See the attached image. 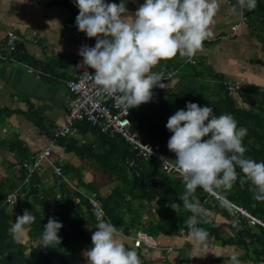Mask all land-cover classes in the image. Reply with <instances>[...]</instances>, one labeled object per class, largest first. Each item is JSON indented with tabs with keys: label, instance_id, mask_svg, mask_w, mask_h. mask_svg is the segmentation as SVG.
Returning <instances> with one entry per match:
<instances>
[{
	"label": "trees",
	"instance_id": "obj_1",
	"mask_svg": "<svg viewBox=\"0 0 264 264\" xmlns=\"http://www.w3.org/2000/svg\"><path fill=\"white\" fill-rule=\"evenodd\" d=\"M262 5L264 0H256L255 7ZM248 9L246 7L247 16L258 12L254 8ZM14 55L19 59L21 52L17 49ZM175 58L164 60L169 64L166 63L157 73L177 69L175 77L161 80V83L165 86L172 80L177 82L170 88H154L153 93L158 97L151 105L132 108L131 130H139L147 141L168 142L172 135L166 128L169 117L179 109L186 110L187 103L193 102L201 107H213L217 115L232 114L238 126L247 129L243 140L247 155L258 162L264 161V105L249 102L245 91L230 95L228 80L215 77L207 65L197 64V56L191 58L194 63L188 58L180 57L179 61ZM77 126L80 135L91 133L95 139L83 142L71 135L59 143L66 144V150L75 152L81 160L94 161V166L107 173L110 181L117 182V185L107 195H102L97 186L85 183L81 170L70 163L61 166L63 177L55 173L49 175L42 164L26 181L30 170L25 163L30 156L21 140L12 141L10 148L18 152L20 168L9 186L0 185V264H73L81 248L82 226L100 220L111 221L118 229H141L155 239L161 235L181 237L188 234L185 221L192 213L183 209L179 199L183 185L178 174H167L156 160L145 161L137 157L131 145L120 135L102 133L86 120ZM171 153L175 160V154ZM133 159L135 165L131 167L129 162ZM69 177H77L79 186L87 190V194L73 191L68 185ZM11 192L17 193L15 205L6 202ZM22 195L25 197L23 202L20 201ZM195 197L206 209L199 217L197 227L208 230L207 242L220 247L236 246L245 252L239 257L241 261L264 264V227L252 224L234 207L244 208L264 222V202L253 199L248 184L237 182L231 189L214 194L197 189ZM91 198L102 203L100 218L93 213ZM51 201L55 204L49 206ZM172 203L181 207L175 211ZM25 210L36 217L34 223L25 226L29 227V240L40 242L38 247L30 248L10 231L16 218ZM53 217L63 224L59 232L61 243L45 247L43 225ZM176 264L183 263L178 261Z\"/></svg>",
	"mask_w": 264,
	"mask_h": 264
},
{
	"label": "clouds",
	"instance_id": "obj_2",
	"mask_svg": "<svg viewBox=\"0 0 264 264\" xmlns=\"http://www.w3.org/2000/svg\"><path fill=\"white\" fill-rule=\"evenodd\" d=\"M249 9L256 0H239ZM79 9L76 27L94 47L79 50L83 65L94 70L90 75L94 86L117 100L127 111L153 99V89L164 88L161 74L153 71L161 61L177 56L191 60L204 42L213 36L212 25L220 11L219 0H146L135 13L127 0L119 4L105 0H75ZM166 128L172 133L167 146L175 160L161 157L162 168L171 167L179 175L183 192L179 199L183 209L192 213L185 221L190 238L207 246L210 233L197 227L206 212L195 197L197 189L209 193L231 189L237 182L248 184L253 199L264 202V161L247 155L243 143L247 129L238 126L230 113H215L213 107L188 102L185 109L169 117ZM221 203H224L222 200ZM177 211L181 205L172 203ZM36 217L25 210L10 228L20 232ZM63 224L49 218L43 225V246L60 244ZM92 232V247L83 255L88 264H141L135 249L122 242L121 233L111 222L100 220ZM232 264H239L237 256Z\"/></svg>",
	"mask_w": 264,
	"mask_h": 264
},
{
	"label": "crops",
	"instance_id": "obj_3",
	"mask_svg": "<svg viewBox=\"0 0 264 264\" xmlns=\"http://www.w3.org/2000/svg\"><path fill=\"white\" fill-rule=\"evenodd\" d=\"M105 2L119 4L121 0ZM145 2L127 0V7L134 14ZM219 3L220 11L211 27L213 36L195 55L197 64L207 65L215 77L243 85L247 88L249 102L264 105V5L254 7L258 12L248 16L247 25L233 31L232 27L241 18L238 2L219 0ZM78 14L79 9L65 0H0V52L8 53L9 32L15 33L17 49L21 52L18 62L0 61V119H5L0 123V185L9 186L11 179L19 174L18 152L11 150L12 141L21 140L27 155L35 156L49 145L54 130L66 120L70 95L67 82L74 77L79 50L83 45L96 44L95 39L69 26L76 24ZM175 60L179 61L180 57ZM166 63L161 61L153 71L157 73ZM176 82L172 80L164 87H173ZM73 136L83 142L95 139L91 133L82 136L76 132ZM66 146L58 141L51 157L42 162L49 175L54 174L49 168L50 162L60 166L70 163L81 170L82 180L97 186L102 195H107L117 185L110 181L107 173L94 166V161L81 160L75 152L67 151ZM67 179L73 191L87 194V190L79 186L77 177ZM24 199L22 195L20 201ZM54 204L51 201L49 206ZM95 226H82L81 248L73 264H88L83 253L92 247ZM28 230L29 227L24 226L16 237L30 248L38 247L40 242L29 240ZM118 230L125 246L137 251L141 264H176L178 261L183 264H232L233 256H237L239 264H255L241 261L239 257L245 252L236 246L232 253H227L223 248L228 246L222 250L209 242L204 246L188 234L181 237L161 235L155 239L157 246L136 248V230Z\"/></svg>",
	"mask_w": 264,
	"mask_h": 264
},
{
	"label": "built area",
	"instance_id": "obj_4",
	"mask_svg": "<svg viewBox=\"0 0 264 264\" xmlns=\"http://www.w3.org/2000/svg\"><path fill=\"white\" fill-rule=\"evenodd\" d=\"M65 1L78 9V7L75 6V0ZM237 2L241 18L239 22L232 27L233 31H237L239 27L247 25L248 23L246 7L242 6L239 0H237ZM69 26L74 29L77 28L76 24H70ZM6 44L8 53L5 54L0 52V61L18 62L17 57L14 55L17 51V39L14 32H9L7 34ZM88 46L94 47L95 45L89 44ZM190 62L194 63L195 60H191ZM32 70L33 69L29 71L32 72ZM85 72L94 74V70L83 65L82 57L79 56L74 63V77L67 82L70 95L67 102L66 120L63 125L54 130L49 145L37 155L31 156L30 160L25 163V166L30 170V174L28 178H26V181H28L30 175L42 165L44 160L51 157L59 140L78 132L77 124L83 120L89 122L93 127L98 128L102 133L120 135L131 145L137 157H140L145 161L156 160L160 163V167L164 172L167 174H177L171 167L168 169L162 168L161 157L173 160L171 156L172 153L167 146L168 142L147 141L139 130H131L133 117L132 108L127 111L121 104H119L117 100L118 94L110 95L101 90L98 86H94L90 75H86ZM177 73L178 70L174 68L159 71V74H161V80L171 79L175 77ZM246 90L247 88L241 84H227V91L230 95L239 94ZM157 97V94L153 93V99L148 103L142 104V106L151 105L157 100ZM129 164L132 167L135 165V160H131ZM49 165L56 176H64L60 165L53 162H50ZM6 202L11 205L16 204L17 193L11 192L8 194ZM90 203L94 215L100 218L102 216V203L95 198H91ZM234 207L244 217L249 219L252 224H260L264 227V222L252 216L246 209L237 206ZM142 246L155 247L157 244L154 237L140 229L135 231L134 247L139 248Z\"/></svg>",
	"mask_w": 264,
	"mask_h": 264
},
{
	"label": "rangeland",
	"instance_id": "obj_5",
	"mask_svg": "<svg viewBox=\"0 0 264 264\" xmlns=\"http://www.w3.org/2000/svg\"><path fill=\"white\" fill-rule=\"evenodd\" d=\"M229 82V81H228ZM228 84H233L232 82H229ZM6 118V117H5ZM1 123V121H0ZM219 248L222 250V247L219 246ZM227 253H232L235 249V246H228L226 248H223Z\"/></svg>",
	"mask_w": 264,
	"mask_h": 264
},
{
	"label": "bare ground",
	"instance_id": "obj_6",
	"mask_svg": "<svg viewBox=\"0 0 264 264\" xmlns=\"http://www.w3.org/2000/svg\"><path fill=\"white\" fill-rule=\"evenodd\" d=\"M78 125V124H77ZM79 127V126H78Z\"/></svg>",
	"mask_w": 264,
	"mask_h": 264
}]
</instances>
